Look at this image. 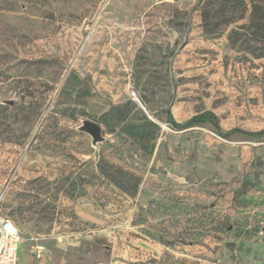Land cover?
Instances as JSON below:
<instances>
[{"label":"rangeland","instance_id":"374dc122","mask_svg":"<svg viewBox=\"0 0 264 264\" xmlns=\"http://www.w3.org/2000/svg\"><path fill=\"white\" fill-rule=\"evenodd\" d=\"M250 4L0 0V212L19 264H264V135L166 116L264 129Z\"/></svg>","mask_w":264,"mask_h":264},{"label":"trees","instance_id":"16d2710c","mask_svg":"<svg viewBox=\"0 0 264 264\" xmlns=\"http://www.w3.org/2000/svg\"><path fill=\"white\" fill-rule=\"evenodd\" d=\"M250 2L251 4H250L249 26L253 28V35L255 37H259V38L264 37V6L261 3H259L257 0H250ZM222 3L223 5L221 8H223V10L224 9L226 10V7L230 3L232 4L236 3L239 5V3H241V0H222ZM203 24H204L205 30L207 31L213 30L210 27L211 22L209 20L208 15L203 18ZM166 116H167V122L173 128H176V129H186L196 124L211 123L212 125H214L217 132L224 137H228L230 135L237 134V133H242L248 137H254V138H257V137L259 138L264 135V129L258 130V131H248L240 127H235V128H232L224 132L221 128L218 116L211 110H205L201 113H198L192 116L189 120H187L184 123L177 122L170 109L167 110ZM16 227L18 228L17 225Z\"/></svg>","mask_w":264,"mask_h":264},{"label":"built area","instance_id":"2783aa9c","mask_svg":"<svg viewBox=\"0 0 264 264\" xmlns=\"http://www.w3.org/2000/svg\"><path fill=\"white\" fill-rule=\"evenodd\" d=\"M21 239L20 230L0 212V264H18Z\"/></svg>","mask_w":264,"mask_h":264},{"label":"water","instance_id":"95a60500","mask_svg":"<svg viewBox=\"0 0 264 264\" xmlns=\"http://www.w3.org/2000/svg\"><path fill=\"white\" fill-rule=\"evenodd\" d=\"M9 103L12 104L11 101ZM79 129L81 131L87 132L92 137L94 145L105 140V135L103 134V126L94 120H83L82 125L79 127Z\"/></svg>","mask_w":264,"mask_h":264},{"label":"crops","instance_id":"0c3cea01","mask_svg":"<svg viewBox=\"0 0 264 264\" xmlns=\"http://www.w3.org/2000/svg\"><path fill=\"white\" fill-rule=\"evenodd\" d=\"M97 122V121H96ZM99 123V122H98ZM99 124H101V123H99ZM102 125V124H101ZM103 126V125H102ZM18 264H19V258H18Z\"/></svg>","mask_w":264,"mask_h":264}]
</instances>
